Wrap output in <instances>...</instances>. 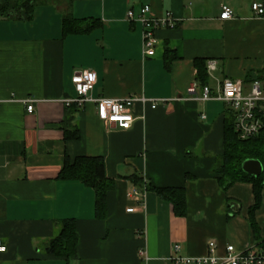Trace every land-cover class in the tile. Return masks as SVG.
Returning a JSON list of instances; mask_svg holds the SVG:
<instances>
[{
	"label": "crops",
	"instance_id": "obj_1",
	"mask_svg": "<svg viewBox=\"0 0 264 264\" xmlns=\"http://www.w3.org/2000/svg\"><path fill=\"white\" fill-rule=\"evenodd\" d=\"M37 2L29 21L0 16V98L40 100L32 113L18 101L0 105V241L6 246L0 264H172L174 244L178 255L189 257L206 255L210 240L218 255L228 244L238 251L263 245L264 207L255 211L257 238L248 218L252 185L235 182L223 190L218 184L229 110L220 100L200 99L194 60L217 62L208 74L213 91L227 77L248 87L264 65V14L255 15L251 4L264 9V0ZM223 4L234 17L219 18ZM143 5L154 16L171 12L176 21L155 31L157 43L146 55L142 24L126 17ZM67 12L101 25L63 37ZM166 47L176 55L169 68ZM81 69L96 75L93 98L135 97L129 129L102 122L93 103L78 109L64 104L76 95L71 78ZM151 100L158 101L155 108ZM64 124L78 127L80 138L65 140ZM80 155L102 156L114 180L104 220L95 217L92 187L58 179L65 157ZM178 186L185 190L184 216L147 189ZM134 191L144 193L141 212L127 211L141 203ZM65 218L75 219L77 233V256L69 261L45 251Z\"/></svg>",
	"mask_w": 264,
	"mask_h": 264
},
{
	"label": "trees",
	"instance_id": "obj_2",
	"mask_svg": "<svg viewBox=\"0 0 264 264\" xmlns=\"http://www.w3.org/2000/svg\"><path fill=\"white\" fill-rule=\"evenodd\" d=\"M71 1V0H69ZM37 0H2L0 4V16L6 19L29 21L33 18ZM70 3V2H69ZM71 4V3H70ZM69 4V5H70ZM101 25L98 19L75 18L70 12L62 17V36L69 34L88 33ZM176 55L169 49L164 50V62L170 67ZM196 67L197 84L204 86L208 83L206 61L203 58L194 60ZM257 75L254 78H261ZM253 78V79H254ZM68 108L78 109L75 104ZM69 121V119H66ZM63 134L65 140H77L80 138L79 128L64 124ZM224 151L218 158L215 171L218 174L217 181L223 190H226L235 182H247L252 185L254 203L248 211L249 223L257 238L258 227L255 220V211L262 205L264 207V168L263 171L253 176L245 173L241 164L245 159L257 158L264 167V131L256 137L241 140L234 131L233 119L230 112L224 120ZM60 180H77L86 186L92 187L95 192L94 212L95 217L104 220L107 216V193L114 189V180L109 179L105 173V164L102 156H76L73 160L65 157L58 174ZM137 182L135 176H131ZM153 190L160 198L168 200L172 204L173 213L177 216L186 214V195L183 187H147ZM59 231L45 246V251L58 257H64L67 261L77 256V233L74 218L59 220ZM264 246V240L260 241Z\"/></svg>",
	"mask_w": 264,
	"mask_h": 264
},
{
	"label": "built area",
	"instance_id": "obj_3",
	"mask_svg": "<svg viewBox=\"0 0 264 264\" xmlns=\"http://www.w3.org/2000/svg\"><path fill=\"white\" fill-rule=\"evenodd\" d=\"M251 9L257 16L264 14L263 7L257 2L251 4ZM234 14L232 8L223 4L219 18L222 20L230 19L234 17ZM126 17L131 23L140 22L142 24V50L145 55L155 48L157 43L156 30L174 28L176 25L175 18L171 12H166L163 16H154L149 5H143L137 11L129 9ZM216 63L215 60H209L206 63L209 75L216 69ZM261 71L264 73V65ZM71 82L76 95L65 98L63 100L65 105L75 104L77 107H82L88 102L93 103L97 116L102 122L123 130L132 126L136 119L131 112L132 104L135 101L134 96H127L121 99L93 98L91 91L96 83V75L89 69H81L74 72ZM200 99H216L223 102L232 116L234 131L241 140L256 137L264 131V84L261 78L252 79L248 87L245 86L242 79L224 78L218 83L215 91L208 84L202 86ZM142 100L145 101L146 99ZM9 101H18L24 104L28 113H32L36 104L40 102L37 98H14L11 96L7 99L0 98V105ZM164 103L165 100L160 101V104ZM157 104L158 101L151 100L152 108H155ZM202 117H204L203 114ZM134 195L141 203L136 207L127 208V211L141 212L145 207L142 202L144 193L134 191ZM179 248V244L172 246L173 254L170 257L172 264H264V246L262 245H254L251 248L238 251L232 244H228L225 246L224 254L218 255L216 253V243L210 240L208 241L207 254L201 257L180 256L177 254ZM5 251L6 246L0 241V252ZM137 253L142 258V261L146 263L149 259L146 248L140 247Z\"/></svg>",
	"mask_w": 264,
	"mask_h": 264
},
{
	"label": "water",
	"instance_id": "obj_4",
	"mask_svg": "<svg viewBox=\"0 0 264 264\" xmlns=\"http://www.w3.org/2000/svg\"><path fill=\"white\" fill-rule=\"evenodd\" d=\"M242 170L250 175L257 176L263 171V165L257 158L245 159L241 164Z\"/></svg>",
	"mask_w": 264,
	"mask_h": 264
},
{
	"label": "rangeland",
	"instance_id": "obj_5",
	"mask_svg": "<svg viewBox=\"0 0 264 264\" xmlns=\"http://www.w3.org/2000/svg\"><path fill=\"white\" fill-rule=\"evenodd\" d=\"M260 75H262L263 77H261V81L263 82V84H264V73L261 71L260 72Z\"/></svg>",
	"mask_w": 264,
	"mask_h": 264
}]
</instances>
